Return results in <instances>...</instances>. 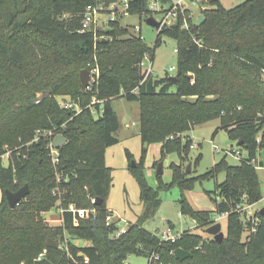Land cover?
<instances>
[{
	"label": "trees",
	"instance_id": "obj_1",
	"mask_svg": "<svg viewBox=\"0 0 264 264\" xmlns=\"http://www.w3.org/2000/svg\"><path fill=\"white\" fill-rule=\"evenodd\" d=\"M158 1L164 7L172 4V0ZM149 2L131 0L128 11L154 17ZM98 3L0 0V264H129L133 254L146 255L148 264H264V214L236 211L243 203L255 204L263 198L253 161L264 148V0H248L232 8L209 0L201 11L202 24L187 15L189 28L183 27L180 16L177 24L162 29L156 47L162 35L177 40V82L169 74L145 75L140 63L146 54L153 60L155 49L122 26L118 16L103 34L97 32L112 38L96 39L91 29L81 32L87 7ZM96 49L105 50L99 55L100 77L91 90L83 91L81 71L89 68ZM38 92L45 93L41 99ZM57 95L72 96L81 111L63 106ZM119 97L141 105L142 158L132 170L146 209L116 237L118 222L108 225L106 220L113 184L106 149L120 141V118L113 106ZM215 119L221 120L219 129L226 130L247 157L238 164L224 157L198 176L172 163L173 180L161 187L178 184L191 189L195 181L225 172L226 179L217 185L216 211L228 213L227 233L221 242L205 240L197 232H185L175 241L161 240L144 227L161 205L159 191L144 172L148 146L161 143L163 159L175 152L190 160L188 133ZM39 130L67 137L57 165L51 159L52 136ZM126 154L134 160L129 149ZM25 184L30 193L12 208L6 190ZM92 197L102 198L103 203H93ZM70 204L96 212L71 211ZM56 205L65 211L62 224L52 226L44 213ZM182 212L199 227L215 222L211 212L195 210L185 197ZM65 232L92 244L66 241ZM179 247L192 255L180 260L174 254Z\"/></svg>",
	"mask_w": 264,
	"mask_h": 264
},
{
	"label": "rangeland",
	"instance_id": "obj_2",
	"mask_svg": "<svg viewBox=\"0 0 264 264\" xmlns=\"http://www.w3.org/2000/svg\"><path fill=\"white\" fill-rule=\"evenodd\" d=\"M120 14L118 20L122 26H128L137 36H142L145 43L155 49L154 59H145V67L142 71L152 63V73L155 77H163L166 74L170 76L176 75L177 70H171V67H178L177 40L175 38L162 35L161 43L156 47V39L160 32L159 28L148 24L147 16L139 12H125V6L122 0H117ZM185 0V14L183 16L191 17L197 23L202 8L209 0ZM225 7L232 8L248 0H221ZM152 0L149 2V9ZM190 9L187 13L186 10ZM110 13L104 12L99 15L98 28L99 32L108 28ZM154 17L160 21L163 18L161 12H155ZM140 27V29H138ZM105 52L104 49H96L94 60L88 66L91 70L97 66L100 68L99 55ZM151 56V55H150ZM101 69V68H100ZM176 90V86L171 88ZM45 93L38 92L37 97L41 99ZM57 99L66 104L73 102L74 99L70 95H57ZM38 99V100H39ZM37 100V101H38ZM36 101V102H37ZM113 106L120 118V128L117 131L119 142L106 149V162L111 167L113 184L107 198V207L114 211L115 215L120 218V229L128 228L130 223H135L144 213L146 204L141 200V190L135 173L132 170L133 161L139 162L142 158V139H141V105L139 101H129L125 97H119L113 100ZM221 120L215 119L203 124L196 125L188 135L191 139L190 160H182L178 153H170L164 159L161 154V145L152 143L148 146V153L145 158L144 172L149 184L159 191L161 205L155 215L144 222V227L158 236L164 232H169L171 237H180L185 232H197L207 239L214 238L213 235L206 231L207 227H199L197 222L189 214L182 212L183 197L190 205L198 211H209L213 218L218 217L216 211V199L220 198L217 185L226 179V173L221 172L216 178H205L197 180L193 188L183 190L178 184H174L169 188H162V184H169L173 180L172 163H179L183 169H187L189 163H192L191 173L193 176L205 174L213 169L215 163L222 158H226L231 164L240 162V154L247 157V153L237 142L232 141L226 130L219 129ZM192 145H196L194 147ZM126 149H129L134 160L129 161ZM238 151L239 153H236ZM8 154L3 156L4 164L7 165ZM164 160V174L160 177L157 175V165L159 161ZM257 171L261 180L264 181V148L258 154ZM260 160V162H259ZM262 163V164H261ZM190 173V172H189ZM263 198L259 202L252 205L251 209L255 213L264 207V182L262 183ZM217 191V192H216ZM3 201V190L0 186V202ZM60 208L56 205L51 210L44 213L48 224L59 226L62 224V215ZM223 231L227 233V218L221 221ZM250 232V231H247ZM66 241L72 239L76 244L86 246L92 242L86 239H75L67 232L64 233ZM200 248L202 246L200 245ZM146 255H130L127 259L129 264H148Z\"/></svg>",
	"mask_w": 264,
	"mask_h": 264
},
{
	"label": "built area",
	"instance_id": "obj_3",
	"mask_svg": "<svg viewBox=\"0 0 264 264\" xmlns=\"http://www.w3.org/2000/svg\"><path fill=\"white\" fill-rule=\"evenodd\" d=\"M130 1L131 0H122L124 6H125V12H128L129 7H130ZM185 0H172V4L170 7H164L161 5V3L158 0H152L151 4H150V8L151 10H153L154 12H161L163 15V18L158 21L159 25L158 28L161 31L164 28L173 26L175 24L178 23L180 16H183L185 14V9H186V4L184 3ZM197 0H194L193 3H196ZM98 4L95 5H89L84 13V19H83V23H82V28H81V32H85L89 29L93 30V32L96 34V39H108V38H112V36H107V35H98V19H99V15L103 14L104 12H109L110 13V19L107 21L109 22L110 20H114L116 18V16L118 14H120V10L118 7V1L115 0L113 2H111L110 4H105L104 0H98ZM183 27L184 28H189V22L187 20V18L184 16V23H183ZM140 29V27L138 28ZM142 37V36H141ZM143 38V37H142ZM151 59V56L149 54H146L144 59L141 61L140 66L144 69L145 67V59ZM152 60V59H151ZM171 70H175L176 68L173 66L170 68ZM91 74H90V82L89 85L87 86L86 90H91L92 89V85L93 83H96L100 77V68L95 66L90 70ZM146 76H148L149 74L152 73V63L150 64L149 67L146 68V71L144 72ZM63 106L67 107V108H73L76 107L78 112L81 111V108L76 105V103L73 102H68L66 104H63ZM39 133L45 134V135H50L52 136V142L53 139L58 135L56 133V131L54 130H50V131H38ZM260 139V137H259ZM51 142V159L52 162L57 165L60 162V158H59V148H54ZM194 146V145H192ZM194 147H197L196 145ZM236 153H239L238 151H236ZM240 154V153H239ZM241 158H244L245 156L243 154H240ZM240 158V159H241ZM258 160H254L253 163H257ZM97 198L92 197V202L96 203ZM253 204H249V203H243L241 205H239L236 209L237 212L239 213H247V216H252L253 214H255L251 207ZM68 210L71 211H92V212H96V208H90V209H79L75 204H70V206L68 207ZM61 213H63L65 211L64 208H60ZM261 212V210H260ZM228 213H223V214H219L218 217H215V222L221 221L223 218H227ZM107 224L111 225L114 222H118V228L115 231V236L118 237L120 236L122 233H125L127 231V228L125 229H120L119 227V222H120V218H118L114 211L109 209V213L107 215ZM214 222V223H215ZM161 240H172L175 241L178 237H171L169 232H164L161 236H160Z\"/></svg>",
	"mask_w": 264,
	"mask_h": 264
},
{
	"label": "water",
	"instance_id": "obj_4",
	"mask_svg": "<svg viewBox=\"0 0 264 264\" xmlns=\"http://www.w3.org/2000/svg\"><path fill=\"white\" fill-rule=\"evenodd\" d=\"M205 20V16L204 14H200L197 20V24L200 25L202 24V22ZM147 22L150 25L156 26L158 27L159 22L158 20L155 19V17L153 16H149L147 18ZM90 70L89 69H83L81 71V82H82V90L85 91L87 86L89 85L90 82ZM190 78H194L193 74H189L188 75ZM171 78L173 79L174 82H177L178 77L177 75H172ZM67 142V137L64 134H58L52 142V145L54 148H60L62 147L65 143ZM133 166L136 165V162L133 161L132 163ZM191 167H192V163H189L188 167H187V172H191ZM157 175L161 176L164 174V160L162 159L161 161H159L158 165H157ZM263 183V180H262ZM30 193V187L28 184L23 185L22 187H20L18 190H10L7 189L6 190V197L7 200L9 202V205L12 208H15L22 200H24L28 194ZM96 203L98 205H101L103 203V199L102 198H97ZM261 213L264 214V207L261 209ZM206 231L214 236V239L218 242H221L224 237H225V232L223 231V226L222 223L220 221L215 222L213 224H211L210 226H208L206 228ZM174 254L180 259V260H184L188 257H190L192 255V252L179 247L176 248L174 251ZM81 255L84 256L85 254L83 252H81Z\"/></svg>",
	"mask_w": 264,
	"mask_h": 264
},
{
	"label": "crops",
	"instance_id": "obj_5",
	"mask_svg": "<svg viewBox=\"0 0 264 264\" xmlns=\"http://www.w3.org/2000/svg\"><path fill=\"white\" fill-rule=\"evenodd\" d=\"M221 1V0H220ZM222 2V1H221ZM223 4V3H222ZM224 5V4H223ZM160 145H161V143H159ZM258 160V159H257ZM259 162H260V160H259ZM106 164H107V162H106ZM262 164V163H261ZM108 165V164H107ZM261 178V177H260ZM264 182V181H263Z\"/></svg>",
	"mask_w": 264,
	"mask_h": 264
}]
</instances>
